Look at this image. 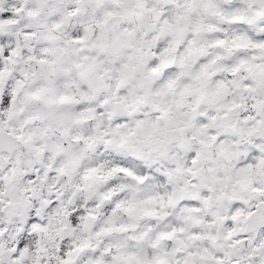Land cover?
Returning a JSON list of instances; mask_svg holds the SVG:
<instances>
[{
	"label": "snow or ice",
	"instance_id": "1",
	"mask_svg": "<svg viewBox=\"0 0 264 264\" xmlns=\"http://www.w3.org/2000/svg\"><path fill=\"white\" fill-rule=\"evenodd\" d=\"M0 264H264V0H0Z\"/></svg>",
	"mask_w": 264,
	"mask_h": 264
}]
</instances>
